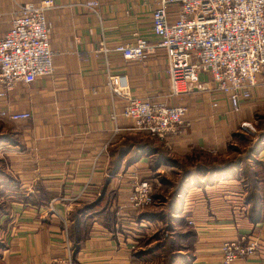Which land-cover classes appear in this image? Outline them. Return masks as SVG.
Returning <instances> with one entry per match:
<instances>
[{"label": "crops", "instance_id": "crops-1", "mask_svg": "<svg viewBox=\"0 0 264 264\" xmlns=\"http://www.w3.org/2000/svg\"><path fill=\"white\" fill-rule=\"evenodd\" d=\"M39 1L0 0V35L9 30L17 4ZM86 1L53 0V7L45 12L50 48L55 54L53 73L29 84L17 82L0 97V111L30 112L27 120L0 117L3 124L13 128L2 132L11 139L0 145L1 160L11 173L8 177L18 181L20 189L15 194H23L22 189L29 198L12 202L5 216L10 233L6 228L2 257L9 264H41L67 255L74 264L145 262L140 243L148 227L142 216L135 218L137 211L132 209L129 196L133 174L150 180V162L141 156L127 162L115 176L111 169L119 163L123 144L130 137L149 135L133 130V120L122 115L125 100L108 87L109 74L127 75L129 94L133 96L188 107L186 122L164 140L167 149L181 158L196 156L198 150L225 154L222 146L243 122L253 120L256 109L264 107V80L253 97L243 101L235 112L227 96L205 73L200 74V80L207 89L171 96L164 48H155L143 61L127 60L114 51H98L103 45L113 48L133 44L138 36L157 43L152 10L158 0H100L98 12L86 8ZM179 8V4L169 6L171 21L177 19ZM255 154L264 171V147ZM181 161L169 162L180 167ZM196 164L194 168L192 161L188 180L194 186L186 188L182 199L169 206L170 210L174 208L172 214L194 222L190 224L193 247L186 249L190 257H186L185 264H222V243L248 235L259 237L261 247L255 255L239 258L236 264H264V175L255 168L256 174L249 182L229 168L220 166L215 170L201 168L198 161ZM39 189L49 194L48 202L30 201L34 197L37 200ZM111 193L114 199L110 210L120 209L117 213L122 215L121 224L95 219L75 225L73 232L79 243L73 253L71 234H66L70 226L67 215L77 211L78 204L98 205L99 199Z\"/></svg>", "mask_w": 264, "mask_h": 264}, {"label": "built area", "instance_id": "built-area-1", "mask_svg": "<svg viewBox=\"0 0 264 264\" xmlns=\"http://www.w3.org/2000/svg\"><path fill=\"white\" fill-rule=\"evenodd\" d=\"M99 3L100 0H87L84 6L98 12ZM171 4L180 6L175 21L170 20ZM53 5V0L25 2L17 4L12 12L9 30L0 35V97L6 96L17 82L29 84L53 73L55 54L50 48V25L45 15ZM152 31L159 39L155 44L138 36L133 44L113 48L103 45L98 51H114L127 60L143 61L155 48H164L173 97L191 94L196 88L207 89L206 83L201 84V73L212 77L216 89L227 96L232 111H239L243 101L253 97L264 71V0H158L152 10ZM107 85L125 100L122 115L133 120V130L165 139L186 122V105L129 94L125 74H109ZM0 117L27 120L30 112L1 110ZM251 125L242 123L244 127ZM131 179L129 203L138 211L152 204L153 183L138 174ZM189 223L194 224L191 220ZM260 247L261 240L254 235L225 240L221 246L222 264H236L239 258L255 255ZM41 264L74 263L67 255Z\"/></svg>", "mask_w": 264, "mask_h": 264}, {"label": "rangeland", "instance_id": "rangeland-1", "mask_svg": "<svg viewBox=\"0 0 264 264\" xmlns=\"http://www.w3.org/2000/svg\"><path fill=\"white\" fill-rule=\"evenodd\" d=\"M262 80H264V71L259 76V84ZM258 92L260 93V90ZM262 104H264V100H262ZM252 119L253 120L250 121L252 123L251 126L244 127L241 124L237 132H235L228 142L222 146V150L225 154L213 155L198 150L195 154L196 156H193L192 154L188 155V158L186 157L187 159L181 158L174 155L170 149H167V143L164 142L165 139H157L150 136H146L148 137L146 138L141 134H136L135 136L130 137L129 141H126V143L123 144L125 146L124 150L121 151L120 166L118 169L117 167L111 169V171L113 170L112 173L114 176L118 174L119 171L124 170L127 164L131 163L130 159L134 155H136V159L133 160H137L142 154L143 151H141L139 145L150 144L156 148L151 154L148 153L144 155L148 158L152 169L148 178L153 183V194L155 199L149 206L138 211L136 210V213L140 215H137L136 213L134 214L135 218H138V216L140 217L143 214H151L142 220L143 224L148 227V232H145L144 238L141 239L140 243L142 246L141 249H144L141 251H144L145 253V262L143 264H185L186 257H190L188 252H186V249H192L193 247V242L190 236V232L193 230L191 229L192 224L190 225V223L187 222L185 216L183 218V216L172 214L169 206L174 201L176 187L180 186L182 181L185 183L187 189L190 186H194L188 181L191 174L190 171H192L190 169L192 167V161L194 168L197 166L196 162L198 161L201 168L206 166L218 170L219 168L216 167L222 166L229 168V170H232L235 173L240 172L241 176L247 177L249 182H252V177L256 174L255 168L258 169L259 174L264 175L263 168L257 164L259 160L255 154L260 147H264V107L256 109L253 112ZM12 129L11 125L3 124L0 121V134H2V132L11 131ZM0 145H2V143H0ZM225 155H228V157H225ZM124 159H126V162H123ZM175 159L182 160L180 162V167L176 166V163L170 164L169 161ZM241 164H243V167L240 170L238 168ZM171 165L175 166L172 167ZM10 175L11 173L4 165V161L1 160L0 156V264H9V261L4 260L2 257L4 254L3 249L7 244L5 240L6 228L8 229L10 226L8 225L9 221L6 222L5 216L7 215V212L10 211L12 202L23 199L25 196L22 189L21 191L23 194H15V191L19 189V184L18 181L14 178L12 179V177H10L11 179H8V176ZM208 180L209 177L205 179L204 183L206 184ZM113 199L114 195L112 196V193L108 198L102 197L101 200L99 199L100 201L98 205H94L93 207H91L92 205H89L90 209L84 211V213L82 211L86 202L78 204L76 209H82V211L77 213H75L76 211H73L71 214L67 215V219L71 226V234H73V231L75 230L74 226L78 224L79 219L82 217L81 215H87L82 220L85 222H90L96 219L95 221L98 222L121 224L122 215L121 213H117L120 209H114L112 207V210H110ZM8 231L10 233L9 229ZM66 234H69V232H66ZM189 254L192 255V251H189ZM55 258L59 257H52L47 260Z\"/></svg>", "mask_w": 264, "mask_h": 264}, {"label": "trees", "instance_id": "trees-1", "mask_svg": "<svg viewBox=\"0 0 264 264\" xmlns=\"http://www.w3.org/2000/svg\"><path fill=\"white\" fill-rule=\"evenodd\" d=\"M10 136H9V134H7V133H5V134H0V143H4V142H8V141H10ZM139 147L141 148V151H143L142 152V154L138 157V158H140L141 156H144V155H146V154H148V153H150L151 154V152L152 151H154L156 148L154 147V146H152V145H150V144H142V145H139ZM261 148V147H260ZM137 158V159H138ZM133 159H136V155H134L131 159H130V162H132V161H134ZM119 162H120V160H119ZM119 166H120V164L118 163L117 165H115L114 167H117V169L119 168ZM224 170V169H223ZM4 178V177H3ZM2 178V179H3ZM8 179H11L10 177L8 178ZM19 189H20V187H19ZM40 191H39V196H38V198H37V200H36V198L34 197L32 200L30 199V201H32V203H42V204H44V203H46V202H48V199H49V197H48V193L47 192H44L42 189H39ZM18 191V190H17ZM185 191H186V186H185V183H183V181H182V184H180V186H178V187H176V189H175V192H174V201H173V203L176 201V200H180V199H182V197H183V195L185 194ZM16 192V191H15ZM152 197H153V200L155 199V197H154V194L152 195ZM24 198H25V200L26 199H29L28 197H25L24 196ZM99 201L100 200H98V203H99ZM175 204V203H174ZM94 205H92L91 207H93ZM88 209H90L89 208V205L87 204V205H85V207H83V211H82V209H80V210H78L77 209V211L75 212V213H77V212H83L84 213V211H87ZM174 208H172L171 210H173ZM82 213V214H83ZM149 215H151V214H143L142 215V218H144L145 219V217H147V216H149ZM82 217L79 219V222H78V224H80L81 222H82V220L87 216V215H81ZM78 224H76V225H78ZM70 228H71V226H69V234H71L70 233ZM192 235H194V233L191 231L190 232V236H192ZM70 236V240H71V247H72V249H73V253L76 251V249L78 248V243H79V240H77V236H75V233L73 232V234H71V235H69ZM192 238V237H191ZM4 247V246H3ZM2 247V248H3Z\"/></svg>", "mask_w": 264, "mask_h": 264}]
</instances>
